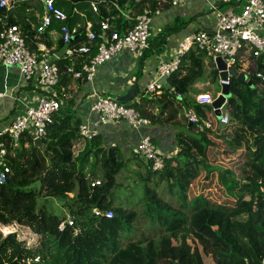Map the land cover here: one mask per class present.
Masks as SVG:
<instances>
[{"label": "trees", "instance_id": "obj_1", "mask_svg": "<svg viewBox=\"0 0 264 264\" xmlns=\"http://www.w3.org/2000/svg\"><path fill=\"white\" fill-rule=\"evenodd\" d=\"M60 1L62 4L54 2V7L66 15V20L52 19L41 34L37 33L41 19L31 17L12 22L4 18L5 25L20 28L30 52H40L38 43L49 49L55 45L54 53L63 47L71 52L80 44L89 46L90 52L74 59L76 61L67 54L55 61L61 77L49 95L63 105L66 113L53 114L46 136L42 138V148L34 145L32 130L24 132L17 147L3 137L7 147L6 164L11 173L0 185V225L28 228L41 239L27 245L26 241L17 239L16 233L4 236L0 232V264H264L261 191L264 186V85L255 78L256 73L264 75V56L255 58L254 68L246 72L256 94L246 82L230 77L232 96L223 107L227 123L222 126L210 105H198L193 98L182 96L184 89L199 78V75L194 76L195 69L203 74L205 58L209 60L212 82L218 89L214 96L220 92L212 57L196 48L186 54H191L192 70L181 79L170 80L174 91L163 89L158 95L141 96L139 102L124 104L151 123L171 124L180 115L182 129L175 133L176 150L166 156L163 169L153 171L151 165L132 152L129 160L117 146L105 147L99 134L90 140L81 139L80 120L69 111L74 109L77 97L70 85L72 81H85L73 79L67 67L72 65L79 69L95 56L103 32L100 23L105 16L110 17L109 31L125 33L146 8H151L152 18L155 10L160 12L159 0H115L117 7L109 5L110 0H98L108 6L109 13L102 10L104 17L101 6H98V14L91 6L87 10L92 0ZM163 4L171 5V0ZM126 5L137 10L134 16L125 18L131 20V25L121 14ZM92 11L99 19L92 20L90 30L96 34V39L90 43L80 13L91 19ZM77 24L79 28L73 33ZM63 27L74 36L67 43L63 40ZM180 28V25L170 26L162 35L168 36ZM53 30L58 37L56 40L50 35ZM159 40L156 38L153 43ZM149 48L150 41L140 59ZM233 67L241 71L238 62ZM26 81L29 87L36 89L35 78ZM35 91L37 96L43 94L39 89ZM174 107L177 110L165 114ZM188 110H193L201 122L189 124L185 117ZM78 143L83 148L74 154ZM135 160L144 167V171L138 173L139 212L114 201L123 188L120 181L127 164ZM96 181L99 183L94 184ZM37 183L39 188L35 189ZM39 198L65 200L60 206L62 212L54 214L47 207L39 206ZM94 208L102 212L110 210L112 217L96 216L92 213ZM139 213L145 217L149 230L162 235L145 243L139 237L136 242L126 243L140 230L136 226ZM66 220H71L72 226L60 230L59 225Z\"/></svg>", "mask_w": 264, "mask_h": 264}, {"label": "built area", "instance_id": "obj_2", "mask_svg": "<svg viewBox=\"0 0 264 264\" xmlns=\"http://www.w3.org/2000/svg\"><path fill=\"white\" fill-rule=\"evenodd\" d=\"M185 1L171 0V5L181 6ZM41 2L44 5L45 16H43L37 28L38 34L43 33L49 27L52 19L64 21L67 18L62 11L54 7L55 0H42ZM90 4L92 10L97 13L98 2L92 0ZM0 8L8 9L7 0H0ZM152 13L151 8L143 10L136 17L134 26L125 33L109 31L110 18H105L100 23L103 32L95 56L89 62L83 63L79 69H75L72 65L67 67V72L72 74L73 79H81L89 83L92 82L96 70L117 56L122 50H127L136 58H141L149 46ZM158 13L159 11L155 10L154 14ZM1 22L2 19H0ZM91 27V24H87L86 29L90 43L96 39V34L90 30ZM263 29L264 0H245L240 12L229 11L220 14L212 32L198 31L184 37L179 43L175 55L169 61L160 64L157 77L147 84L144 94H160L164 89L161 81L167 80L176 72L181 59L194 48L208 53L214 59L216 57L223 58L228 66H233L244 50H249L253 58L264 56ZM73 33L66 27L62 28L64 43L71 40ZM37 49L40 51L38 54L28 50L25 37L17 25L1 24L0 67L17 68L26 80L35 78L37 83L35 86L43 94L38 96L35 105L26 106L22 114L14 118L9 126L0 131V185L6 182L11 173L9 166L6 164L7 147L3 137L6 136L14 147L18 146L22 135L26 131L32 130L34 139H42L46 136V128L51 123L53 114L57 112L66 113L63 105L49 95L50 90L57 85L61 77L59 67L55 63V60L59 57L42 43H38ZM89 52L90 47L84 44L76 45L71 49V53L77 57L87 55ZM39 57H41L40 61H38ZM255 78L260 80L261 85H264V75L256 73ZM93 96L95 101L91 111L97 115V119L79 125L78 133L83 141L92 139L98 134V129L102 126L127 122L132 128L137 129L151 124L149 119L142 118L135 109L119 103L116 97L102 96L94 92ZM213 99L214 97L208 93L199 94L195 98L200 105L211 104ZM185 115L190 123L198 124L201 122V118L192 110H188ZM219 122L222 125L227 123L225 113L222 114ZM205 126L209 128L210 124L206 122ZM132 153L151 165L153 171H160L165 165V156L160 153L150 137H141L132 149ZM95 183L99 182L96 181ZM261 191L264 197V186ZM92 213L96 216L112 217L110 210L102 212L94 208ZM67 225L72 226V221L62 222L59 229L63 230ZM2 227L5 228L6 233H11L10 226Z\"/></svg>", "mask_w": 264, "mask_h": 264}, {"label": "crops", "instance_id": "obj_3", "mask_svg": "<svg viewBox=\"0 0 264 264\" xmlns=\"http://www.w3.org/2000/svg\"><path fill=\"white\" fill-rule=\"evenodd\" d=\"M94 1L98 2V6H101V15L103 17V9L105 12L109 13L108 6H106L104 1H102V3L98 0ZM164 1L165 0H159V5L162 6L161 11L152 18L150 25L151 37L149 40L151 42V48L146 52L147 54L143 59L136 58L127 50H122L117 56L101 65L96 70L92 82H71L70 88L73 92H76L77 97L74 109H70L69 111L71 112L70 115H74L80 120V123L92 122L97 119V115L91 111V107L95 101L93 92L102 96L120 97L131 90L133 86H136V94L134 95V99L130 101L131 103L139 102L141 96L149 97L144 94L147 84L157 77L160 64L169 61L175 55L177 47L184 37L198 31L212 32L220 14L229 11L240 12L245 3V0H186L181 6H172L170 4L162 5ZM8 2L10 3L8 9L0 8L2 10V14H0V19H2L0 26L2 23L5 24L4 22H7L4 21V18L6 20L10 19L13 22L31 17L42 19L43 16H45V9L41 0H8ZM55 3L62 4L60 0H55ZM109 5L117 7L115 0H110ZM74 6H76L75 3ZM90 6L91 5L86 7L88 8L87 10H90ZM10 8H13L12 12L9 10ZM8 10L9 13H7ZM74 10L76 11V9ZM122 10L121 14L124 20L134 16L137 11H134L133 8H130L128 5ZM97 14L92 11L90 16L91 19H86L85 14L83 12L80 13L82 22H85V29L87 24L93 25L92 20L99 19ZM104 18L107 17L105 16ZM108 18L110 17L108 16ZM126 21L130 24L131 20ZM173 25H180L181 28L168 36L162 35L165 33L164 30H166V28ZM77 28H79L78 24L72 29V32H75ZM54 30L50 32V35L53 40H56L58 37L55 35L56 32ZM262 35H264V29L262 30ZM156 38H160V40L157 43H153ZM51 48L52 52L53 50L55 51V45ZM56 52L58 54L53 53L57 55L59 59L60 57L64 58V54H67L68 58L72 61H76L74 59L78 58L75 55L73 56L66 47ZM206 54L211 57L208 53ZM212 59L214 62L213 57ZM191 61V54L184 56L181 59L178 70L167 80L161 81L163 88L174 91L175 86L171 84L170 80H176L175 78L181 79L186 76L187 73L192 70ZM254 61H256V59L252 57L249 50L241 52L237 59L238 65L241 67V71L238 72H243L245 74L249 72L251 68H254ZM202 68L203 74H200L198 69H195L194 76L199 75V78L193 84L189 85L187 89H184L182 96L193 98V100H195L196 96L199 94L208 93L214 96L215 84L212 82L211 67L207 58L203 59ZM214 68L216 69L215 62ZM31 86L33 87V84ZM36 89L28 86V82L23 78L17 68L7 69L0 67V131L6 128L10 121L22 114L26 106L35 105L38 98L37 92L35 91ZM211 90H213L214 93ZM178 95L181 96L180 93H178ZM175 110H177L176 107L165 114H170ZM147 112H150V109H148ZM153 112H156V110ZM222 114L224 113L222 112ZM179 120L180 115L172 121L174 125L172 122L171 124L151 123L149 126H141L137 129L132 128L127 122H120L118 124L102 126L98 129V134L101 136L102 144L105 147L117 146L125 154V158L130 157L129 160L132 158V149L143 136L150 137L156 143L160 152L165 156H169V154L176 150L175 133L182 129ZM76 148H78V150H76ZM82 148L81 143H78L74 149V154L80 152ZM127 169L128 172L144 171V167L139 165L137 160L128 163ZM34 186L35 189L39 188L38 183ZM46 201L50 204V206L47 205L49 212L54 214L62 212L60 206L65 200L46 198ZM41 205H44V203ZM52 205H57L59 207L58 210L55 209V211L52 212L50 210Z\"/></svg>", "mask_w": 264, "mask_h": 264}, {"label": "rangeland", "instance_id": "obj_4", "mask_svg": "<svg viewBox=\"0 0 264 264\" xmlns=\"http://www.w3.org/2000/svg\"><path fill=\"white\" fill-rule=\"evenodd\" d=\"M28 1V0H26ZM218 89L216 88L215 91H217ZM213 93L214 91L211 90ZM234 129L232 128L231 131H233ZM245 146H243V150ZM76 150H78V148H76ZM78 152V151H77ZM125 172V171H124ZM138 173L139 172H128V169L126 170L125 174L122 176V180L120 181L121 185L123 186V188L117 193V195L115 196V202L117 203H124V206L127 207L128 209H133L137 212L140 211L141 209V192H140V185H139V177H138ZM142 173V172H141ZM120 179V176H119ZM163 187L165 188V194L166 195V191H167V184L164 183L162 184ZM162 185L160 187V190H162ZM126 195V197L124 196ZM167 196V195H166ZM125 198L124 201L122 198ZM174 201V200H173ZM44 203L43 206H50V204H48V202L46 201V198H40L38 205L41 206V204ZM55 209H57V205H52L50 207V210L53 212L55 211ZM136 226L140 229L138 233H136L134 235V237H132L130 240L125 241L126 243H128L129 241H133L136 242L138 241V237L141 238V241H143L144 243L148 240H157L161 234V232L159 231H154V230H149L147 227V221L145 219V217L139 213L136 217ZM1 228V233L5 236L7 235L9 232H5V228L2 227L0 225ZM11 229V233H16L17 234V239L21 240V241H26L27 245H32L33 243L37 242V240H40L41 238L34 234L30 229L28 228H22V227H18V226H13L10 228ZM123 243L126 245V243ZM124 245V246H125ZM156 264H162L161 262H156Z\"/></svg>", "mask_w": 264, "mask_h": 264}, {"label": "water", "instance_id": "obj_5", "mask_svg": "<svg viewBox=\"0 0 264 264\" xmlns=\"http://www.w3.org/2000/svg\"><path fill=\"white\" fill-rule=\"evenodd\" d=\"M42 1V0H41ZM8 5L10 4L7 0ZM11 12L13 11V8L9 9ZM74 38V36L71 35V40ZM216 69L218 71L219 76V83H220V92L217 94V96L214 98L213 102L210 104V106L213 109L214 116L217 118L218 121H220L222 117V111L221 109L226 104V101L231 98L232 94L230 92L229 87V79L230 77L235 78L237 81H243L246 82L248 87L252 90L253 94L257 93V90L255 89V86L248 78V76L243 72H238L233 66H228L225 61L221 57H216L214 59ZM228 82V83H227ZM135 87L133 86L131 90H129L125 95L116 97V100L119 103L125 104L129 103L131 100L134 99ZM220 126H222V123H219ZM34 145L37 147L42 148V139L36 138L34 139Z\"/></svg>", "mask_w": 264, "mask_h": 264}, {"label": "clouds", "instance_id": "obj_6", "mask_svg": "<svg viewBox=\"0 0 264 264\" xmlns=\"http://www.w3.org/2000/svg\"><path fill=\"white\" fill-rule=\"evenodd\" d=\"M220 84V83H219ZM216 96H217V94H216ZM216 96H213L214 98L216 97ZM214 100V99H213ZM195 102H196V100H195ZM213 102V101H212ZM197 103V102H196ZM198 104V103H197ZM198 105H200V104H198ZM204 105H210V104H204ZM225 106V105H224ZM223 106V107H224ZM223 110V108L221 109V111ZM193 111V110H192ZM187 112V111H186ZM186 112H185V114H186ZM223 113H224V110L222 111ZM185 117H186V115H185ZM217 119V118H216ZM220 123V122H219ZM189 124H191L190 122H189ZM151 125V124H150ZM224 125V124H223ZM149 126V125H148ZM155 143V142H154ZM156 144V143H155ZM157 146V145H156ZM159 149V148H158ZM160 151V150H159ZM161 153V152H160ZM165 156V155H164ZM165 158H166V156H165ZM146 163V162H145ZM146 164H148V163H146ZM15 226V225H14ZM17 226V225H16ZM10 227H13V226H10Z\"/></svg>", "mask_w": 264, "mask_h": 264}]
</instances>
